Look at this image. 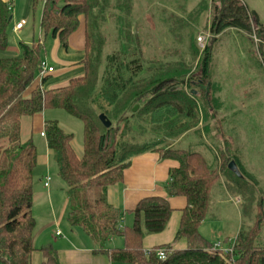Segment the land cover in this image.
<instances>
[{
  "label": "trees",
  "instance_id": "trees-1",
  "mask_svg": "<svg viewBox=\"0 0 264 264\" xmlns=\"http://www.w3.org/2000/svg\"><path fill=\"white\" fill-rule=\"evenodd\" d=\"M40 1H43L40 29L45 35L58 39L64 49L67 48L68 37L78 27V17L83 16L84 72L81 77L70 79L63 87L47 89L38 84L26 96L25 91L32 85L40 69L43 46L38 42L22 43L19 57L0 58V264H29L34 251L32 234L35 222L31 209L36 148L30 139H21L20 121L23 117L30 118L46 108H61L83 123V151L80 158L71 147L72 135L64 133L55 122H45L44 136L68 198V226L81 228L99 251H103L108 238L114 235L122 236L123 248L106 251L112 262L230 264L229 261L233 258V264H264V248L257 249L252 245L255 234L262 225L261 199L258 204L260 218L256 220L252 234L251 231L245 233L241 226L234 239L232 254L220 256L210 251L211 245L198 232L200 223L208 215L210 192L213 187L223 182L227 191L234 195L238 184H255L250 179L251 176L238 164L234 149H230L232 156H227L229 148L225 147L226 140L223 141V149L213 153L212 161L206 160L196 151L172 147L161 154L160 148H154L161 158L178 162V167L169 171L170 181L166 193L168 196L178 195L186 199V207L182 211L173 239V242L184 240L185 249H172V246H158L148 251L142 249V240L146 235L159 233L166 227L171 208L165 198L149 197L141 200L132 211V225L118 228L122 215L108 205L106 190L108 186L122 181L123 171L128 167L131 157L148 148L146 143L126 141V134L133 132L135 127L123 126L120 130L119 124L126 123L134 116L151 115L150 123L155 125L154 130L159 132L165 127L168 130L174 124L172 118L183 111L186 118H195L193 110L196 106L193 100L190 97L185 98L182 89L173 90L175 83L167 86L169 82L178 79L180 84L183 83L187 71H174L171 78L166 74L159 76L160 72L153 69L150 72V69L147 70L143 66L141 55L125 52V44L122 42L116 48L117 52H104L109 34H103L100 30V26L107 22L102 14L104 8L98 6L101 0H32L33 4ZM213 1L212 18L209 22V32L214 35L212 42L224 30L235 29L247 35L255 31L264 44V28L259 23L255 11L249 10L241 0ZM95 8L100 10L95 14L100 16L99 25L97 17L92 14ZM163 9L162 13L168 10L165 7ZM169 13L174 16L172 12ZM9 17L7 3L0 0V50L7 46ZM116 23L120 25L121 21L116 20ZM93 30L97 34L96 39ZM137 41L139 42L135 37V45H138ZM192 43L189 41L190 47ZM262 44L259 52L264 58ZM211 46L212 44H209L204 47L198 61L201 82L197 87H200L202 98L208 105L218 104L214 95L211 98L209 94L215 90V86L208 81ZM145 73L151 76L146 77ZM167 77L169 79H166ZM46 80L47 76L41 78L40 83ZM146 96H149V101L133 111L132 107L141 103ZM176 96H179L176 102L168 99ZM127 112L131 115L127 116ZM101 114L109 120V127H105L99 120L98 116ZM171 129L170 133L174 134L175 131L172 133ZM230 161H234L240 176L228 169ZM221 175L236 186L228 187L227 180H219ZM228 175L232 180L227 178ZM253 186L250 201L254 195ZM158 248L166 250L164 259L158 258ZM41 251L48 264H59L53 249Z\"/></svg>",
  "mask_w": 264,
  "mask_h": 264
},
{
  "label": "rangeland",
  "instance_id": "rangeland-1",
  "mask_svg": "<svg viewBox=\"0 0 264 264\" xmlns=\"http://www.w3.org/2000/svg\"><path fill=\"white\" fill-rule=\"evenodd\" d=\"M241 1L249 10L255 11L259 23L264 28V0ZM202 2L203 0H101V4L98 6L104 8L102 14L107 19V22L100 26V30H102L103 34H109L104 52L116 51V48L122 42L125 44V52L141 55L143 66L147 70L150 69V72L153 69L160 72L158 73L160 74L159 76L166 74L171 78L174 71H187V74L184 75L183 83L180 84V79H178L174 80V82H169L167 86L175 83L173 90L180 91L182 89L184 97L187 99L190 97L196 106L195 111L193 110L196 115L195 118H186L184 115L185 111H183L172 118L174 124L168 130L165 127L159 132L155 131V125L150 123L151 115L148 117L146 115L131 117L126 123L121 122L119 128L122 130L126 126H134L133 132L126 134L125 140L138 144L146 143L148 148H160L161 154L172 147L177 148L175 144H179L178 138L180 135L194 127L196 129L192 131V134L194 133L196 137H199V140L196 138L198 142L204 143L205 141L208 144L211 157H213V153L223 149L224 138H221L222 135L226 133V136L232 137L233 142L224 141L225 147L228 146L229 148L227 156H232L230 149H234V151L236 149L235 157L248 156L249 162L252 161L250 171L253 173L248 172L251 176L249 177L255 183L254 186L251 182L245 185L238 184V188L234 192V195L238 197L236 200L241 206V223L245 233L251 231L252 234L255 222L260 218L259 200L261 199L263 202L261 209L263 213L261 218L262 225L255 234V239L252 243L254 247L261 249L264 248V113L254 115L253 120H247L248 115L237 117L239 118L237 121L227 120L226 117L225 120L223 118L221 120L218 113L216 115L219 105L215 103L208 105L202 98L203 94H201L200 87H197V84L201 82L199 79L198 61L204 47L212 44L211 52L216 53L217 57L220 55L228 57L226 55L229 54V58H231L234 54L233 61L236 66L238 63L237 61L235 63L236 52H255L259 63L255 62L256 64L254 63L253 65L259 75L258 81L264 85V58L259 52L262 40H260L255 31L251 35H247L235 29H226L212 42L214 35L209 32V22L212 18L214 1L205 0L203 5L199 7ZM6 3L9 9L10 22L7 32V46L0 50V57H19L22 43L38 42L43 46L41 61L46 66H50L53 71L47 74V80L44 83L39 82L40 71H38L33 83L39 82L41 87L47 88L49 84L53 83L54 77L61 78L57 75V72L61 70L62 61H73L82 54L78 57L69 49L65 50L59 46L58 50L54 51V56L52 55L55 39L50 35H45L39 26L43 1L33 4L32 0H6ZM163 7L169 11L165 10L162 13ZM98 12H100L98 8L92 11L93 16L97 17V25L101 21H99L100 16L95 15ZM128 12L129 15H127ZM169 12H172L174 16H170ZM20 20H24L25 24L20 30L15 31L12 27ZM78 20L79 22H84L83 16L80 15ZM116 20L118 22L120 20L121 24H117ZM92 32L96 34L95 30ZM179 34L182 36L180 37ZM200 34H210L209 38L207 37L203 41V48L196 41ZM93 36L95 38L97 34ZM254 36L256 40L253 38ZM135 37L139 40V42L137 41L138 45L134 44ZM189 41L192 43V47L189 46ZM262 45V52H264V44ZM147 74L145 73L144 75L146 77L151 76V74ZM168 77L166 79H169ZM208 81H210V77H208ZM189 83L191 84L189 85ZM147 84L148 81H146ZM215 92V90H212L211 93L209 92L210 97L216 94ZM168 99L176 102L179 96L168 97ZM148 101L149 96L144 97L141 103L135 105L137 106L136 110ZM135 106L132 107V110ZM252 112L255 113V111ZM126 115L130 116L131 113L127 112ZM227 117L229 118V116ZM44 121L55 122L64 133L72 135L71 147L77 157H81L83 151V123L61 108H46L36 112L30 118L23 117L20 121L21 139H30L36 148V165L32 174L34 194L43 193L47 190L42 188L38 180L43 176H48L50 178L48 189L58 198L56 199L57 204L63 208H68L69 202L62 191L64 184L56 174L57 167L53 154L47 148L45 136H40V132L44 133ZM170 129L172 133L174 131L175 133L171 134ZM227 178L231 179L229 175ZM247 179L249 180V178ZM219 180L226 181L227 179L221 175ZM227 182L228 187L230 185L231 188L236 186L232 181L227 180ZM252 186L254 195L252 201H250ZM231 201L233 204L235 199ZM232 204L224 203L218 205V214L215 215L213 222L206 217L202 224L199 225L198 232L206 239V242L213 241L212 235L215 240L219 234L229 237L230 241L227 243L222 238L216 239L223 241L225 248L234 243V237L239 228V218ZM215 208V199L210 196V214L215 212ZM65 227L66 230H69L66 223Z\"/></svg>",
  "mask_w": 264,
  "mask_h": 264
},
{
  "label": "crops",
  "instance_id": "crops-1",
  "mask_svg": "<svg viewBox=\"0 0 264 264\" xmlns=\"http://www.w3.org/2000/svg\"><path fill=\"white\" fill-rule=\"evenodd\" d=\"M2 1L6 2V0ZM84 44L85 28L84 22L81 21L76 30L68 37L66 49L74 52L78 57L81 54L82 55L73 61H62V66H60L61 70L57 72V75L61 78H58L57 76L54 77L56 79L53 78V83L49 84L47 89L63 87L68 84L70 79L81 77L83 75L84 70L82 60L84 57ZM59 46L62 47L58 39H55V44L52 48L53 56L54 51L56 52ZM235 54H237L235 59V63L236 61L238 62L237 66L233 61L234 54L231 58H229V54L226 55L228 57L223 55L217 57L216 53L211 52L209 84L215 86L216 94H214V97L218 100L217 102L219 104L216 110V115L218 113L220 119L223 118L225 120L226 117L227 120L232 121L239 120L237 117L248 115L247 120H253L254 115L264 113V85L258 81L259 75L257 74V69H255L253 65L255 62L259 63L258 57L255 52H236ZM38 84L39 82H32V85L25 91L24 95H29L31 90ZM252 111H255V113ZM227 116H229V118ZM45 122L46 121L43 123V128ZM195 129L196 127L192 129L190 128L188 131H185V133L180 135L178 138V141L180 142H178V145H176L177 143L175 142V146L187 151L199 152L206 160L212 161L208 144H206L205 141L204 143L198 142L199 137H196V134L194 133L192 134V131ZM227 136L225 133L221 138L233 142V138ZM196 138L198 140H196ZM234 153H236V149ZM237 160L240 167L247 174H249L248 172L252 173L250 171L252 161L249 162L248 156L242 155ZM177 167V161L163 159L154 148H147L141 153L131 157L128 167L123 171L122 181L108 186L106 190L105 198L108 205L119 211L122 215L118 223V228L120 229L132 225V211L141 200L149 197L166 199L171 208L166 227L159 233L149 234L143 238L142 249L144 251H148L158 246H172V249L178 250L186 248L184 240L173 242L182 211L186 207V199L185 197L178 195L168 196L166 193V187L170 181L169 171L170 169ZM45 177L46 176H43L38 180L41 183L42 188L47 189L45 192L36 193L35 195L33 188L31 213L35 222L32 234V246L34 251L31 254L29 264H48L46 256L41 251V249L47 248L53 249L59 264H124L112 262L106 252L113 248H123V237L120 235H114L108 238L104 243L103 251H99L96 244L81 228L74 227V229L68 226L66 222L68 208H63L57 204L56 199L58 198L48 189L50 180L48 182V187L44 186ZM62 191L67 198L64 188ZM210 196L215 199L216 208L214 213L210 214L209 212L206 217L212 222L215 215L218 214V205L224 203L232 204L231 200L234 201L235 199L232 205L234 210L238 213L239 218V228L235 234L236 237L242 226L241 206L238 200H236L238 197L229 193L223 182L220 186L216 185L212 188ZM65 223L69 230H66ZM200 224H202V222ZM57 232L59 234H56ZM201 237L206 240L202 235ZM212 238L213 241H207L210 245L219 238H222L225 243L230 241L229 237L219 234L215 240L213 235Z\"/></svg>",
  "mask_w": 264,
  "mask_h": 264
},
{
  "label": "built area",
  "instance_id": "built-area-1",
  "mask_svg": "<svg viewBox=\"0 0 264 264\" xmlns=\"http://www.w3.org/2000/svg\"><path fill=\"white\" fill-rule=\"evenodd\" d=\"M25 24L24 20H20L18 22H16L13 26V29L15 31H18L22 28V26ZM210 34H200L198 35V37L196 38L197 43L203 48V41L208 37L209 38ZM255 40V36L253 37ZM40 76H39V82L41 80V78L47 76L48 73L52 72L53 69L50 66H46L43 62L40 63ZM41 136L44 135V133H40ZM50 178L48 176L45 177V181H44V186L48 187V182H49ZM56 234H59L58 232ZM233 244H231L229 247L225 248L223 246V243L219 240L213 242L209 248L210 251L216 252L218 253V255L220 256H226V255H230L233 253ZM156 254L158 256L159 259H164L166 257V250L163 248H158L156 251ZM230 264H233V258H231V260L229 261Z\"/></svg>",
  "mask_w": 264,
  "mask_h": 264
},
{
  "label": "water",
  "instance_id": "water-1",
  "mask_svg": "<svg viewBox=\"0 0 264 264\" xmlns=\"http://www.w3.org/2000/svg\"><path fill=\"white\" fill-rule=\"evenodd\" d=\"M8 21H10V17L8 18ZM137 106H135L133 108V111L136 110ZM99 120L101 121V123L105 126V127H109L110 126V122L109 120L104 116V115H99L98 116ZM228 169L230 171H232L234 174H236L237 176H240V173L238 171V168L236 166V164L234 163V161H230L227 165Z\"/></svg>",
  "mask_w": 264,
  "mask_h": 264
}]
</instances>
